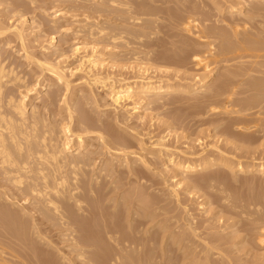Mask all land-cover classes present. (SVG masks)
I'll return each instance as SVG.
<instances>
[{"label": "bare ground", "instance_id": "6f19581e", "mask_svg": "<svg viewBox=\"0 0 264 264\" xmlns=\"http://www.w3.org/2000/svg\"><path fill=\"white\" fill-rule=\"evenodd\" d=\"M73 1H74L73 5H71L67 9L68 10L67 15H69L70 13L74 14V15L72 14L71 18L66 19L67 15L65 17V14H66L65 12H64L65 14L63 16V12H57L56 11L55 13L52 14V19L48 20L46 22L47 24L42 20L43 21L42 23L45 27L47 25L49 28L52 29V31H53L52 34L53 33L58 34L57 32H62V30H64L65 27H67L68 25H72V22L75 21L73 18L76 17V14L78 16L80 15V17L85 16V19L80 21L82 24H84V22H87L86 20H88L91 17H92L91 19H94V20L95 19L101 20L104 17L110 18V16L111 17L113 16V18H114L113 14H115V13H118V15L119 14H122V15L127 14V17L129 16V18L126 17L127 22H128V20H130L131 21L130 23L134 24L137 22L139 24L140 21L142 20L143 16H145V18H147V17H152L155 15L153 13L155 11L152 12L153 9L150 10L151 9L150 8L151 3L147 2V0H98L96 3L97 5H95V4L89 5L88 4L89 2H86L88 0H73ZM149 1L151 2V0H149ZM174 1L176 2V0H174ZM191 1H193V0H191ZM231 1H228V3H230ZM235 1L236 2L240 1L239 3L234 2L235 3L234 5H237V4L241 5L240 7H242V8L244 6V9L246 12L244 10L242 12V9L240 11L234 10V7L237 8L238 5L234 6L233 3H231V5L227 9L226 15H231L232 17H234V15H236L237 13H239L241 15L243 13H250L253 16L254 15L257 16V18L259 16L264 18V4H263L264 0H235ZM23 2L24 1H22V0H0V7H2L3 5H6V8H3V9L1 8V10H0V51H1V49H5V48L8 50V47H10V45L15 44L11 50H13L14 48L17 49L18 50L16 52L17 55L21 53V55H22L21 59H23V63L22 62L21 63L10 62L8 60V58H3L2 56H0V250L3 253L2 255L0 254V264H2V263L6 264L7 262L9 264H13L12 262L10 263L9 260L6 261L2 258V256L9 257V255L8 256H7V254L5 255V253H6L5 251L7 249L9 250V251L7 250V253L10 252L11 253L10 256L13 257V258L10 257V261L13 259L16 260V261H13L14 264H171L173 261L171 262L172 258L170 260L171 254H169L168 249L166 248L167 246L165 247V246L161 245V243L164 241L163 240L164 235L168 231L170 226L164 225L165 226L164 227L162 225L163 228H161V230H159V231H158L159 228L156 229L157 231H155L154 230L155 227H154L153 228L154 232L152 231V227L150 226V224L153 225L152 223L156 222L155 220H157L156 219L157 215H155L154 211L157 212L156 210L158 209V207H157L154 210L153 205L158 206L160 204L158 203L159 200L157 203H153V202H150L151 199L150 200L147 199L146 196H147L148 190H151L153 188L150 185L152 182L151 183L148 182L149 185H146L145 183H147L148 180L144 177H147V176H144L145 174H143V172H142L143 170L142 171L140 170L141 168L140 169L137 168L140 166L142 167V165H144V166L146 165V167L149 166V165L145 164V163H149V161L147 162V160H146L147 159L146 157H148V156H146V157L144 156L145 158H143L141 155H139V157L140 156L142 157V158H140V160L143 159L144 162L141 161L142 165L140 163V166H137L139 163L136 165V162H138V161H136V157L133 156V155H135V153H132L134 151V147L132 144L133 142L130 140L129 137H128V139H129L128 140L125 138V136H122V135L120 136L118 134L119 132L117 133L115 131L116 129H118V127L115 128V125H114L117 122L116 120H115V123L112 121L109 122L107 119L104 120L103 117H102L103 119L101 118L102 120H97V121L92 120L91 118H89L87 116V114L85 112L86 110L84 112H82L81 110L84 108H82L80 110L79 106H77V107H79V109H77L76 111L80 110V112H77L78 113L77 116L73 115L74 106L71 104L73 106V107H71L70 104H68L70 102V100L67 103V99L65 97L66 95L64 96V92H63V91H68V89L71 88L70 82L68 81L67 76L65 74V69L67 68V66L66 67L61 66V65H63V63H65V64L67 63L66 53L69 52L70 49L68 51L66 50L67 52H65V50H63V49H59V50L54 49L55 51H52V48L55 47V46L54 47L51 46L52 44L55 43L54 34L51 36L50 44L48 47L41 46L42 42H40L41 44L36 45V41H39L37 39L39 37V36H37V34L30 42V40H29L30 38L28 37L29 35L27 36V34H25L26 29L23 30V29H20V27L17 28L15 26V24L17 23V26H19L18 22H17L18 20L17 21L14 20V22L12 20L14 18L16 19V17H18V19L21 20L25 16L27 17L28 15H32V13H35V11H36V10L34 11V7H35V9L38 8L35 6L33 1L30 2L29 5H27L26 3H23ZM156 2H159V0H157ZM171 2H172V0L169 3H171ZM175 2H172V3H175ZM186 2L193 4V2H189L188 0ZM91 3H92V1H91ZM177 3H178V1H177ZM196 3H197V1H196ZM163 4H164V2H163ZM181 4H182V2H181ZM181 4H177L175 6L179 7ZM213 4L217 5V3H215V2ZM260 4L261 5L263 4V5L261 6ZM8 5H11V8H8ZM167 5H168V2H167ZM167 5L164 4V6H167ZM222 5L224 6V4H222ZM26 6H27V8H26ZM148 6H150V7L147 8ZM188 6L190 7V5H188ZM156 7H158V6H156ZM162 7H163V5H162ZM181 7H185V5L181 6ZM219 7H220V5H219ZM167 8H169V7H167ZM221 8H217V10L216 9H214V10L218 11L220 14V12L222 11ZM166 9H165V11L164 10L163 11L166 12ZM182 9H184V8H182ZM186 9H187V7L185 8V10ZM44 10H42V11L44 12ZM168 10H167V15H166V13L161 11L162 15L164 13L168 17V15H169ZM192 10H193V7L191 9V12H192ZM188 11H189V9H187L184 12L188 13ZM120 12H122V13H120ZM161 12H159V13H161ZM174 12H176V11H174ZM174 12H173V15H174ZM180 12H182V11H180ZM45 13H46V11H45ZM159 13L157 12V15H159ZM189 13H190V11H189ZM170 14H172V13H170ZM219 14H218V16H219ZM221 14H222V12H221ZM172 16H170L169 18H171ZM178 16H180V18H182V22H180V23L182 24V27H183L182 28L179 24L178 26H180L182 28L179 31L184 30L185 31L184 33H187V35H190L192 38L194 37L193 39L195 41L192 38L189 39L190 36L188 37V39H186L185 36H187V35L186 34L183 35L184 40L186 39L187 41L182 40V47L178 48L179 51H177V48H176V51H175V49L173 51L172 50L173 46H171L172 49L169 48V49L164 50L163 47H165L167 45V42L163 41L164 43H166V44H164L162 41H158L159 38L157 39V41L156 40L151 41V42L147 41L148 43L151 44V46L153 45L152 48H154V45L158 47V49L156 51H153L154 56L153 57L151 56L152 57L151 60L156 62V63L167 64V67H168V64L172 65L173 61L175 62L176 59H178V61H179V60L183 59V56L185 58L184 61L182 60L179 63H181L180 65H182V62H183V64H185L184 62H186L185 60H187L186 58L188 57V58L193 59V61H195L196 67H201L203 69V71L208 72L210 74V76L213 75V74H211L213 71L212 70L213 66L216 67L219 62H221V61H226L227 63L232 62L231 60L233 58H231L230 60L225 58L228 55H229V57L232 54H233L232 55L233 57L236 55L235 57L238 58V60H240V59L241 60L245 59L246 61L249 59H250V61L253 60L252 62L249 63L250 64L249 66L245 65L246 66L245 67L244 65H242L243 66L242 67L241 65H239V66H241V67H238L239 69L236 67L238 69L237 71L239 73H240V71H239L240 69L243 68L242 70H244V71H241L240 75L236 74L238 72L235 73V71H233V74L235 73L236 76H234L235 74L234 75L232 74L231 68L229 66L228 67L226 66L227 68H230V73L228 72L229 71L228 70L227 71L228 74L226 75L224 82L222 80L223 84L220 87V84H221L220 83L219 84L220 89H219V87L217 89H219L218 91L221 90V92H223V90H225V88H228L229 85H231V87H232V88H230V86H229L230 91L228 90L230 92L229 93L230 96L227 95L225 91L223 92V93H225V95L228 96V99H226L227 100L226 103H223L224 106L223 105L221 106V107H224L221 109H225L222 111H224V113L226 111L225 114H227L229 116V113L231 111L227 112V111H229L227 109H228L230 104H232L233 108L238 107V106L240 109L242 108L243 105L241 103L242 102L241 99H236V98L234 99L233 98V103H230V102L232 101L231 99H232L233 95L234 96L237 95V91L241 88V85L240 86H238V85L241 84L245 80L244 76H247V78H248V76H250V78H248V80L246 78V80L248 81L247 85L249 84V81H251V84L253 86H249L250 87L249 89L247 88L248 91L245 93L246 97L243 96L244 98H246V100L244 99L243 102H248L250 100L253 102L252 97H255V99L257 98V102L260 100V102H259L260 105H258V103H254V102H253L254 103L253 105H255V104L258 105V106H256V108L257 109L259 108V110L257 111V109H255L256 110V112H255L254 109L253 110L251 109L252 111L255 112V114L252 115V113H251L250 116H249V114H247L249 118L244 116L246 114H242L244 117L242 115H238V113L239 114L241 113L239 111L236 114L234 112H231V114L234 113L235 116L236 115L239 117L242 116V118H237L234 116H233L234 118L229 117L230 118L228 120L229 123H228V126H226V128L229 129V125H230V127H236L237 128L236 130L242 131L243 133L240 132L241 134H239V135H240V137H242L241 138L242 141H245L248 144H252V143H255L257 141L259 142V140L264 141V139H263V137H264V118H263L264 117V62H261L262 60L259 62L257 61L258 59L264 60V53H263L264 52V46L258 47V48L256 47L255 49H253L250 47V41H247V40L243 41V39H241L242 43L234 41L235 43L240 44V47L237 45V47H239V48H237V49L235 48L236 51H234V52H231V50L235 47V45H236L235 43H234L233 47L231 46L232 47L231 50H229V44L228 45L226 44V46H225L226 48L223 47V48L219 49V47H220L219 45L216 44L217 45V47H216L214 42L212 43V41H214L212 39L216 34L215 30H213L214 28L213 29L209 28V29H211L210 33H206L205 30L204 31L201 30L202 25L200 23L201 22L206 23V21H207L206 18H205L206 20L200 22V21L192 18V17L195 18L194 14L192 15V17H190V16L188 18L186 17L187 19H185V16L181 17L180 14ZM178 16L175 15V17H177V19H178ZM199 16H200V14H199ZM206 16H207V14H206ZM212 16H213V13H212ZM253 16H252V18H253ZM116 17H118V16H116ZM139 17H141V18L139 19ZM240 17H242V19L237 18V17L232 18V19H227L229 17L226 18L225 16L223 18L224 21H227V22L229 21L230 23L234 24L232 26V25H229L230 23H227V25L232 26V27H230V30L233 31V33H231V34L234 35V40H236L237 36H239L240 34L242 36V33H244V34H246V36L251 35V37L252 36L255 37L256 38L255 40L257 42L258 41H264V32H263L264 29L262 27L263 26V22H262L263 19H261L262 23H260V26L262 27L263 30H261L260 26H259V28L257 26H254V30H252L253 32L250 31V33H249L248 29H250V28H248V27H252L251 26L252 24L250 23L251 21L247 22L244 20H246V19L249 20L252 18H249L250 15H248L247 17L245 16V18L243 17V15ZM123 18L124 17L122 16L121 19H123ZM126 18H125V20H126ZM209 18H210V16H209ZM211 18L213 19V17H211ZM215 18H216V16H215ZM149 19H152V18H149ZM160 19L161 18H159V20ZM254 19H252V20H254ZM24 20H26V18ZM24 20H23V22H24L23 25L31 22V24H30L31 26H29V30L30 29H31V31L36 30V32L40 33L41 23H40V25H38L37 27L34 28V26L36 24L35 19H31L30 21H28V20L24 21ZM175 20H176V18H175ZM180 20H178V21H180ZM218 20L219 19H217V20L214 19L213 21H218ZM10 21L13 23H11ZM141 22H143V20ZM170 22H172V21H170ZM207 22H209V21H207ZM147 23H149V20ZM152 23H153V21H152ZM252 23H253V21H252ZM174 24L172 25L173 27H175ZM87 25H89L88 26L89 28L85 27ZM87 25L85 24L83 26L86 29L84 28L83 29L84 31L81 32L84 34L83 38L85 40H83V41H86V42H87V40L90 41V39L93 40L94 38L95 39H101V40L106 39V41L108 40V43H110L109 41H111L112 43H114L116 41L120 42L121 40H124L123 36L125 33H126V35H128L127 32H129V35L131 34L130 33L131 31H128L125 28L124 29L127 30V32L123 33L122 29H121L122 31L118 29L119 32L121 31V33H117L118 30L116 31L114 29V31H116V33H115L113 31L112 32L109 31V28L111 27L110 25H109L110 27L108 29L105 28L106 26L102 27L101 24H100L101 27H96L94 24L92 27L91 26L92 24L90 25L88 23H87ZM143 25L144 24H142L141 26L144 29L145 27ZM147 25H149V24H147ZM162 25H164V24H162ZM203 25L205 26V24H203ZM167 26L170 27L171 25L167 24ZM178 26L176 24V27H178ZM204 26H203V28H204ZM153 27H155V26H153ZM165 28L167 29V27H165ZM51 29H49L48 31L50 32ZM155 29H157V28H155ZM163 29H164V27H163ZM168 29H171V28H168ZM80 30L81 29H79V31ZM175 30H178V29L175 28ZM48 31L44 29V31H42L41 33L45 36V33ZM206 31H209V30H206ZM43 32H45V33H43ZM172 32L173 31H171L169 34H171ZM79 33L80 32H77L75 34V36H79L80 35ZM133 33L135 34L136 31ZM142 33L143 32L138 34L140 39L143 38L140 36V34H142ZM219 33H220V31L218 32V35H219ZM166 34H168V33H166ZM174 34H175V32H174ZM174 34L167 35L168 38H166V39H168V40L172 39L173 40L176 37H178L177 35H174ZM132 35H130V36L132 37ZM146 35H147V33H146ZM148 35L150 36L151 34H148ZM157 35H159V34H157ZM218 35H217V37H219ZM224 35H226V34L224 33ZM227 35H229V36H227V38L232 37V35L230 36V33ZM62 36H64V35H62ZM82 36H81V38H82ZM220 36H221V34H220ZM126 37L127 36H125V38ZM136 37H138V36L136 35ZM221 37L224 39L223 36H221ZM86 38H89V39H86ZM128 39H127V41H128ZM208 39H210L212 41L209 43H205V41ZM231 39H233V38H231ZM246 39H248V38H246ZM168 40H166V41H168ZM226 40H225V42H226ZM95 41H97V40H95ZM172 42H170V43H172ZM176 42H177V40H176ZM67 43H69L68 40H67ZM99 43L100 42H98V44ZM125 43L126 42H123V45H125ZM180 43H181V41H180ZM229 43H230V45L233 44V43L231 44V41ZM37 44H38V42H37ZM121 44L122 43H120V45ZM144 44H146V43H144ZM174 44L176 46V44H178V42L174 43ZM257 44H259V43H256L255 45H257ZM109 45H112V44H109ZM195 45H200L201 47L203 45L205 46V47L203 46L205 48V50H204V48L203 49L201 48V50L204 51V52L202 51L203 54L200 52L201 51L200 46L195 47ZM148 46H150V45H148ZM115 47L117 48L118 46H115ZM129 47H130V44H129ZM140 47H141V45H140ZM198 47H199L200 55L198 54V51L195 50ZM252 47H253V45H252ZM148 48H146V49H148ZM161 49H162V51H160ZM80 50L81 49H79L78 47L73 49V52H74L73 54L74 55L77 54L78 52H80ZM84 50L86 51V48ZM140 53H142V52H140ZM201 54H202V56H201ZM138 55L140 56V54H138ZM150 55H153V54H150ZM139 56H138V58H139ZM91 58H94V57L87 55L86 57L80 58L81 63L80 62H77V63L78 64L80 63L81 67H82V64H86V61L90 62L92 65L93 64L95 65L96 64L95 62H97V61H95L94 59H91ZM145 58H148L147 55ZM135 60H137V58ZM238 60L236 59V61H238ZM140 62L143 63V61H139V63ZM233 62H234V60H233ZM90 63H89V65H91ZM147 63H145V64H147ZM177 64H178V62H177ZM25 65L29 69L30 74L31 73L33 74L32 79L33 78L35 79L34 85L30 82L32 80H30L28 78L29 76H27V74H25L26 72L25 73L23 71L20 72L21 67L23 68ZM170 65H169V68H171ZM68 66H69V64H68ZM83 67H82V69H83ZM27 68H24V69L27 70ZM162 68L165 69V67L161 66V69ZM82 69H81V71H82ZM168 69H166V70H168ZM178 69H180V68L178 67ZM220 70H222V69H220ZM90 71H91V68H90ZM90 71H87L86 74L90 75ZM176 72H178V71H176ZM253 72H255L256 76H260V77H255V75L251 76L254 74ZM45 73H47V74L44 76ZM249 73H251V75H249ZM175 74H177V73H175ZM183 74H184V72H183ZM221 75H223V73ZM237 75L240 77H238ZM184 76H185V74H184ZM242 76L244 78H242ZM48 77H49V79H48L49 84H50V81L52 84L47 86V85H45V82H46V84L48 83L47 82ZM105 77H106V75H105ZM236 77H238L240 80H241V78L244 80L241 83L239 80H238L239 82L237 81V83H235L236 79H238ZM179 78H181V77H179ZM94 79L95 80H93L94 81L93 84H96V83L103 84V82L106 83V81H108V78L107 79L106 78L101 79V76H96ZM195 79H196V77H195ZM39 80L40 81L42 80V83H40ZM141 80L142 81L139 84L137 83L136 86L135 85L131 86V84L130 85L124 84V86L122 85L120 87L118 86V88L117 87L115 89L113 88V91H111V97H112V100H113L112 102L114 103V105L119 106L122 102H125L128 100L130 101V99L134 96V95L132 96V94L134 92L143 94L146 97V95H149V94H164V93H168V92H181V91L183 92L184 90H187V89L189 90V89L193 88L192 86L189 88H184L183 86H176V85L174 86V85L164 84V83H162V84L159 83L156 86H154V85H152L153 84L152 80L149 79L148 77L142 78ZM200 80H201V78H200ZM234 80H235V82H234ZM197 81H196V84H197ZM121 82H122V80H121ZM161 82H162V80H161ZM198 83L202 84L205 82L199 81ZM201 84H198L197 86H195V88H193L192 91L198 89ZM244 84L242 83L243 88H245ZM37 86H40V88L41 87H48V89H49L48 94H51V96L48 97V105L46 106V104H45V106H44L45 107L44 110H47V112L42 113V112H40L38 106H33V104H31V109L29 108L31 112L29 113L30 115H28L27 107H28V104H30V102H31V101L29 102L28 98L30 95L33 94V92L38 93V92H36ZM98 86H99V84H98ZM13 87H15V88H13ZM15 90L16 91L24 90V92L22 93V91H21L22 94H20L21 96L18 97L14 94ZM218 91H217V93L219 94L220 92H218ZM242 91H243V89H242ZM249 92L251 93L250 94L251 96L247 97ZM61 94H63L62 96H64L63 99H61V97H62V96H60ZM239 94L243 95V92L239 93ZM78 95H80V94H78ZM212 96H215L214 99L216 100L217 96L215 94H213ZM208 97H209V95H208ZM219 97L222 99L223 95L221 97L219 94ZM219 97H218V100H219ZM236 97H240V96H236ZM258 97H260V98L258 99ZM32 98H30V99H32ZM83 98H84V96H83ZM83 98L81 100H83ZM38 99H39V97L35 98V100H38ZM59 99H61V100H59ZM70 99H72V98H70ZM73 99H72V101H73ZM221 99H220V102H221ZM57 100H59V102L63 100V102L65 103V106L64 105L63 106L66 109L62 108V106H61V108L64 109V111H65V112L62 111V113H66V111H67V116H66L67 118L64 120V121L67 120V123H66V125L62 124L64 122L63 121L62 123L57 125V127L56 126L53 127L55 124L54 125L51 124L50 122H48V120H46V118L49 115V118H51L53 116L52 119H54L57 115H60L59 114V113H61L60 109H59L60 112L58 114H55L57 112L54 111V110H56L55 108L59 105ZM132 100H133V98H132ZM26 101H27V103H26ZM234 101H235V103H234ZM249 103H251V102H249ZM225 104H229V105L226 107ZM245 104L248 105V103H245ZM200 105H202V104L200 103ZM251 105H250V108H251ZM211 106L213 107L214 105L211 104ZM211 106H209V110H210ZM75 107H76V105H75ZM244 107H245V105H244ZM217 108H218V106H217ZM246 108H243L244 112H248L247 111L248 109L246 110ZM253 108H254V106H253ZM206 109H208V108H206ZM137 110H139V109H136V111ZM214 110H216L215 107H214ZM42 111H43V109H42ZM233 111H235V110H233ZM249 112H250V110H249ZM221 113H219V116ZM216 116H218V114H216ZM222 118H224V117H222ZM99 119H100V117H99ZM108 119H109V117H108ZM227 119L228 118H226V120ZM62 120H63V118H62ZM49 121H50V119H49ZM226 125H227V123H226ZM224 128H225V126H224ZM227 129L224 130L225 133H226ZM216 130H217V128H216ZM221 130L222 129H220V132H221ZM227 137H228V135H227ZM233 140H236V139H232V142H233ZM93 141H95V142L98 141V147L91 145V143ZM137 141H138V139H137ZM75 142L77 143L76 145H75ZM160 142H161V140H160ZM158 144H159V141H158ZM158 144H157V146H159ZM234 144H235V142H234ZM244 145H247V144H244ZM259 145L261 146V143L260 144L258 143L257 146H259ZM134 146H135V144H134ZM140 146L141 145H139V147ZM89 147H91V148L96 147V150L85 152ZM132 147H133V149H132ZM162 147H164V145H162ZM259 147H256V148H259ZM263 147H264V144H263L262 148ZM143 148H144V150H146L145 147H143ZM136 149H138V148H136ZM139 149H141V148H139ZM215 149L217 150V148H215ZM97 150H99L100 152L97 153ZM256 150H258V149H256ZM256 150H254L256 152L255 154H258ZM128 151H132V152L130 153ZM70 152H72V153L76 152V154H73L70 156V154H69ZM259 152H261V151L259 150ZM252 153H254V152H252ZM218 154H223V153L219 152ZM259 154H262V153H259ZM142 155H144V154H142ZM170 155H172V154H170ZM131 156L133 157V160L130 159L132 161L128 162L127 159L130 158ZM164 156H166V155H164ZM173 156H174V154H173ZM219 156H221V155H219ZM222 156L217 158L216 160H213V161L212 160L211 161L206 160L205 161L206 163L204 162L201 164H199V163L193 164V161H191L192 163L191 162L183 163L184 161L181 163L180 161H177V157L175 156L176 160L173 159L174 157H171L170 163L174 168L181 170V176H185V177L188 176L189 180H190V177H192L193 178L192 181H194V175L195 176H197V174L203 175V173H205L209 170L215 169V167L227 168L231 173L235 174L236 178L233 177L235 179V181H237L236 179H238L237 177L239 174L245 175L246 176L245 178H247L248 175L249 176L250 175L251 176L252 175H256V176L259 175L260 177H262V175H264V162L263 163L261 162V164L259 163V165L257 164V166H255V165L250 166L251 164L247 165V166H245V165L243 166L240 163L236 164L234 162L235 164H233V163H231L232 161H230L231 159H227V158L222 157ZM121 157L124 160V162L122 164H120L119 168H126L125 171L118 170V168L116 167L117 165H115V162L116 163L120 162L118 160ZM104 158H109V160L107 161V159L105 160ZM98 160H99V163L103 162V164H105V166L101 165V167H100L99 166L100 164L97 163ZM151 161H152V163H149L151 165V166H149L150 168H152V166L155 165V162H153L152 159H151ZM134 164H135V166H134ZM118 166H119V163H118ZM146 167H145V169H146ZM99 168H100V170H99ZM127 168H129V170H127ZM215 171H217V169ZM222 171H224V169ZM146 172H149V171H146ZM220 172L218 173V175H220ZM144 173H145V171H144ZM163 173H165V172H163ZM175 173H176V171H175ZM177 173L180 174V172H177ZM227 173H229V172L226 171V174ZM129 174H131L129 181L131 180L133 182H136L137 184H139L141 186V188L144 187V188L148 189L151 186L150 187L151 189H148L146 192V196H145L146 198L144 196H142L141 193L139 194V192L137 191L139 189H132V191H131L130 188H132V182L130 184L131 185L130 188L126 187L128 189L126 191H129V189H130L131 192L129 191L130 193L127 196H125V197L123 196V195H125V193L123 192L125 186L123 188L122 185L127 183L126 181L128 179L126 177L129 178ZM214 174H217V173L215 172ZM116 175H118V176H116ZM230 175L232 176L233 174H230ZM181 176L179 175V177H177V178H180ZM223 177H225V176L223 175L222 178ZM254 177L255 176H253L251 178L253 179ZM166 178H163L164 181ZM209 178H214V177L210 176ZM241 178L243 181L244 180L243 176ZM188 179L185 178L184 180H188ZM234 179H233V181H234ZM123 180L124 181L126 180L125 181L126 183L122 184ZM214 180L216 181V179H214ZM219 180H222V179H219ZM246 180L250 181V178H249V180L248 179H246ZM120 181H121V183L118 184ZM129 181H128V183H129ZM149 181H151V180H149ZM158 181L159 180H157L156 182H158ZM164 181H163V183L162 182H160V183L164 184ZM196 181H197V177H196ZM201 181H203V180L201 179ZM201 181H199V183ZM207 181L209 182L208 179H207ZM213 181L211 182V179H210L211 183L210 182L209 183L211 185L215 184V183H213ZM223 181L224 180H222V182ZM262 181H263V177H262ZM177 182L179 184V185L178 184L177 185L180 187L181 182L180 183H179V181H177ZM194 182L192 184H194ZM237 182H234V183H236V185H238L239 183H237ZM166 183L164 185H169L168 181ZM216 183H219V182H216ZM228 183H226L227 187H229L228 185H230V183H232V181L229 184ZM156 184L159 185L158 183H154L153 186H156ZM242 184H244V183H241L239 185H242ZM134 185L136 186V184H134ZM248 185H250V184H248ZM259 185H260V183H259ZM197 187H198V185H197ZM232 187L233 186H231V188ZM240 187L242 188V186H240ZM243 187H245V186H243ZM135 188H138V185ZM174 188H173V190H174ZM217 188H218V186H217ZM222 188L224 190H226L225 187H222ZM231 188H230V190L232 191L233 188L232 189ZM248 188H250V187H248ZM143 190H141V191H143ZM173 190H171L170 192H172ZM177 190H178V188H177ZM172 193H175L174 194L175 196L173 194H172V196L176 197L175 199H177L178 198L177 191L172 192ZM226 193H228V188H227V192L225 191V195H226ZM148 195L150 197V195H152V194H148ZM234 195H235V193H234ZM222 196H220L219 199L222 198L221 200L224 201L225 203L228 202L227 204L230 203L229 200H231V199H229V198L230 197L233 198L232 196L227 197V198H226V196H225V198ZM163 199H165V198H163ZM242 199H244V198H242ZM178 200H179V198H178ZM162 202H164V201H161V203ZM254 202H255V200H254ZM219 203H217V205ZM225 203H223V204H225ZM233 203L236 204L234 201H233ZM242 203H243V201H242ZM245 203H247L246 200H245ZM248 203L246 204L247 206H248ZM252 203H253V201H252ZM231 204H232V202H231ZM237 204H238V202H237ZM251 205H250V207H253ZM253 205H254V203H253ZM258 205L256 206V204H255V207H257L256 210H258V209H260V207H262L260 203ZM240 206H239V209L237 208L238 209L237 211L240 210V208H241ZM224 207H226V204ZM229 207H227V208H229ZM232 207H231V209H232ZM131 208H133V210H131ZM186 208L187 207H185L184 210H186ZM235 208L236 207H233V209H235ZM243 208L245 209V207H243ZM231 209H230V211H232ZM246 209H248V208L246 207ZM138 210L141 213H137L136 211H138ZM241 210L243 211V209H241ZM241 210H240V212H241ZM256 210H254V211H256ZM230 211H227V212L229 213ZM249 211H252L251 213H253V208H252V210L248 209V212ZM260 211H259V213H260V215H262ZM263 211H262V213H263ZM158 212H161V211L158 209ZM162 212H163V210H162ZM164 212H165V210H164ZM224 212L225 211H223V213ZM244 213L247 214L246 212H244ZM164 215H165V213H163L161 216H164ZM238 215H239V213H238ZM238 215H237V217H238ZM243 215H241V216H243ZM247 215L249 216L250 214H247ZM253 215L255 216V218H254L255 220L259 217L258 216L259 214L257 215L258 217H256L255 212L253 213ZM248 216L246 218H243V220L248 219L249 218ZM251 216L252 215H250V217ZM190 217L192 218L191 215L188 218H190ZM244 217H245V215H244ZM157 218H160V217H157ZM164 218H165V216H164ZM176 218L178 220V217L171 218V222L173 219L176 220ZM180 218H182V217H180ZM263 218H264V216H263ZM169 219H167V221H166L168 224L171 223L170 221H168ZM182 219H184V218H182ZM192 219H189V223H187L186 227H188V228H186L185 226L181 227L182 226L181 224H180V227L183 229L186 228L189 231L191 229V231L189 233L195 236L193 239L199 238L201 242L205 243V245H203V246H206L207 248L205 247V249H203V247H201L203 249V251L201 249L199 251L200 254H194V252H193V254H190V252H192V251H190V249H189L188 254L191 255L189 257H192L193 259L195 258V261L192 259L191 262L194 261L196 263L197 262L196 258L203 257V256H201V254H203L205 256V260H206L208 257H210L209 254L212 252H213V256L217 257V259L220 261V264L223 262V260L226 263H222V264H236V263L241 264V262L243 263V261H241V260L247 259L248 257H250V259L246 260V262H249L250 260L252 261L249 264H254L253 261L264 262V253L262 252L264 250V219H262L263 221L259 220L260 222L261 221L262 222H261V225H259L260 227L257 226L258 228L256 229L257 230L256 232L254 231L252 226H251L252 229L248 228L250 232L247 236L248 237L250 236L249 244H250V247L252 246V248L249 249L248 252H246V254L244 255L241 252V249H239V247H238L239 252H241V254H243L245 257L242 255L240 257H238L239 254L237 256L235 253H234L235 254V256H234L233 255L234 251H231L232 254H230V252L224 247V245L226 246L225 243H227V242L224 243V241H226V239L225 240L223 239L224 235L221 236V238H222L221 239L220 236L218 237L217 234H215L219 240L215 237V235H214L215 238L210 237L209 240H207L205 238L201 239V237L199 236L200 234H198V232L200 233V231H199L201 229L200 227H202V226L206 227V226L201 225L200 227H197L198 224L197 223L194 224L195 221H194V219L193 220ZM250 219H249V222H251ZM259 219H261V216ZM163 220H161L162 224L164 222ZM243 220H242V222H243ZM181 221L178 220L179 223ZM226 221H228V220H226ZM196 222H198V221H196ZM245 222H247V221H245ZM233 223H235V222H232V224ZM257 223H259V222H257ZM154 224H156V223H154ZM177 224L178 223H175L173 225H177ZM182 224H184V223L182 222ZM238 224H239V222H238ZM238 224L235 223L234 225L227 226V227H225V229L224 228L223 229L230 231L228 229L238 227ZM243 224H244V222H243ZM245 224H247V223H245ZM250 224H252L254 226L255 221L251 222ZM250 224H248V225H250ZM241 225L242 224L240 223V226ZM158 226L160 227V224ZM223 226H224V224H223ZM242 226L244 227V225H242ZM175 227H177V226H175ZM212 227H213V225H212ZM218 227H219V225H218ZM218 227H216V228L219 229L220 231H222L221 228H218ZM245 227L247 229V225H245ZM216 228H215V231H216ZM178 229L180 230V228H178ZM174 230H175V228H174ZM201 230H203V228ZM204 230H206V229L204 228ZM207 230L209 231V229H207ZM235 230L236 229L234 228V230H232V231L234 232ZM172 231H171V233H172ZM208 231H206V233ZM215 231L213 233L218 232V231H216V232ZM236 231H237L236 234L238 233L239 235L235 234V237L233 236L234 239H236V237L238 238V236H241V235L243 238V237H245L244 236L245 233H247V232H245L243 235L241 232L246 231V230L244 228L240 229V227ZM175 232H176V230H175ZM177 232L183 233V230H181V232H179V231H177ZM177 232L175 233V235L178 234ZM202 232H204V231H202ZM185 233L186 232H184L183 236H180L181 234L180 235L178 234L176 236V237H178L179 245L182 244V242L184 240H186V238H189V242L191 243L190 237H193V236H190V234L188 233L190 236V237H188L187 235H185ZM211 233H210V235L207 234L208 235L207 237L212 236ZM219 233L220 232H218V234ZM240 233H241V235H240ZM230 234L232 235L233 233L231 232ZM161 235H162V237H161ZM168 235L169 236L166 237L165 242H164V243H166V245L168 242L167 240L171 239V237H172L170 234H168ZM175 235L173 236V238H175ZM203 235H205V232ZM184 236L185 237L187 236V237L184 239ZM203 237H205V236H203ZM225 237H226V234H225L224 238ZM199 239H197L198 242H200ZM220 239H221V241L224 240V241H222L224 244H221ZM243 240L247 243L249 239L247 240L245 237V239H243ZM172 241H173V239H172ZM185 242H187V241H185ZM173 243L174 242H172L171 244L173 245ZM200 243H198L199 246L201 244H203V243H201V244ZM242 243H241V248L243 246ZM176 244H175V246H177ZM191 244H195V243H191ZM249 244H247V247H249L248 246ZM254 244H255V246H254ZM256 244L261 247V248L260 247H258V248H260L261 253H263V254H260V250H258ZM168 245H170V244H168ZM235 245H237V243ZM239 245H237V246H239ZM175 246H172V247H175ZM188 246H186V247H188ZM191 246H193V245H191ZM195 246H196V248H198L197 244ZM161 247L162 248L164 247V248L162 249ZM253 247H256L257 250L259 251V253H257L256 252L257 250ZM64 248H67L68 250H64ZM159 248H161L160 251H158ZM177 248L180 249L179 246ZM183 248H184V246H183ZM192 248L194 249V246ZM196 248H195V250H196ZM244 249L245 248H243V250ZM251 250H256L255 251L256 254H254V251H251ZM235 252H237V251H235ZM250 252H253L252 255L249 254ZM170 253H172V251H170ZM174 255H175V253H174ZM184 255H186V253ZM194 255H196V256L194 257ZM187 256L188 255H186V257ZM175 257L177 258L176 255H175ZM189 257H187V258H189ZM243 257H244V259H243ZM181 258L183 259L184 256L181 255ZM185 258L183 260H180V261L181 262L183 261V263H184V260H186ZM178 259H180V258H178ZM214 259H216V258H214ZM214 259L212 257V261H214ZM217 259H216V261H218ZM235 259H236V262H235ZM175 260H176V262H179L177 259H175ZM199 260H200L199 262H201L202 258L201 259L199 258ZM205 260L203 262H205ZM209 260H211V259L209 258L208 262H209ZM173 263H175V261ZM196 264H198V262ZM205 264H206V262H205ZM245 264H247V263H245Z\"/></svg>", "mask_w": 264, "mask_h": 264}, {"label": "rangeland", "instance_id": "374dc122", "mask_svg": "<svg viewBox=\"0 0 264 264\" xmlns=\"http://www.w3.org/2000/svg\"><path fill=\"white\" fill-rule=\"evenodd\" d=\"M22 1H24L23 3H26L27 5H29V3L30 2H32L33 1V3L35 4V6L36 7H38V8H36L35 9V7H34V11H35V13H32V15H28L27 17L25 16L24 18H22L21 20L20 19H18V17H16V19L14 18V19H12L13 20V22H14V20L15 21H17L18 22V25L19 26H17V23L15 24V26L17 27V28H19L20 27V29H23V30H25V34H27V36L30 38H28L29 40H30V42H31V40L36 36V34H37V36H39L37 39L39 40V41H36V45H39V44H41L40 42H42V44H41V46H44V47H48L49 46V44H50V40H51V36L54 34V36H55V43L54 44H52L51 46H55L54 48H52V51H55L54 49H56V50H59V49H63V50H65V52H67L69 49H70V51L69 52H67L66 53V60H67V63L65 64V63H63V65H61V66H63V67H66L67 66V68L65 69V74H66V76H67V79H68V81L70 82V89H68V91H63L64 92V96L66 97V99H67V103L69 102V100H70V102L68 103V104H70V106L71 107H73L74 106V108H73V115L74 116H77V112H80V110L82 109V108H84V109H82L81 111L82 112H84L85 110V112H86V114H87V116L89 117V118H91L92 120H95V121H97V120H102L103 118H104V120L105 119H107L109 122H114L115 123V120L117 121L114 125H115V128H117L118 127V129H116L115 131L121 136H125V138L126 139H128V137L130 138V140L133 142L132 144H133V147H134V151L132 150L133 149V147H132V151H128V152H132V153H135V155H133L134 157H136V161H138V162H136V165L137 166H140V163H141V165H142V162L141 161H143L144 162V160L142 159V160H140V158H145L146 156H148V157H146L147 159V162L149 161V163H152V161H151V159L153 160V162H155V165H153L152 166V168H150L149 166H151L149 163H145V164H147V165H149L148 167H146V165L144 166V165H142V167L140 166V167H137V168H141L140 170L143 172V174H145L144 176H147V177H144V178H146L148 181H147V183L149 182V183H158L159 185H157L156 184V186H153V184L151 183L150 185L153 187L152 189L149 187L148 189H151V190H148V189H146V188H144V187H142L141 188V186L139 185V184H137L136 182H133V181H129V179H130V177H131V174H129V178L128 177H126L125 179L127 180H123V183L122 184H124V183H126V184H124V185H122L123 186V188H124V186H125V188H124V190H123V192L125 193V195H123L124 197L125 196H127L131 191H132V189H139V190H137L138 192H139V194L141 193V195L142 196H146V192H147V190H148V192H147V199L148 200H150L151 199V201L150 202H153V203H157L158 202V200H159V204L160 205H153V209L155 210L157 207H158V209L162 212V210H163V212L161 213V212H158V209L156 210L157 212H155L154 211V213H155V215H157V217H160V218H157L156 217V219L158 220H155L156 222H154V223H156V224H154V223H152L153 225H151L150 224V226L152 227V231H153V228H154V230L155 231H157L156 229H158V231L159 230H161V228H163V226L164 225H166V226H170V228L168 229V233L166 232L165 233V235H164V241L161 243V245L162 246H167L166 248L168 249V252H169V254H171L170 255V260H171V258H172V260H171V262L173 261H175V263H173V264H179L181 261L180 260H183L185 257H186V255H188L187 257H189V256H191V255H189L188 254V252H189V249H190V251H192V252H190V254H193V252H194V254H200V250L202 249L201 247H203V249H205V247L206 246H203V245H205V243L204 242H201L200 241V239L199 238H195V239H193L195 236L194 235H192V234H190L189 232L191 231V229H190V231L188 230V229H186V228H188V227H186L187 226V223H189V219H194V221H195V223L194 224H198V226L197 227H200L201 225H204V226H206V227H200L201 229L203 228V230H201L200 228V233L198 232V234H200L199 236L201 237V239H207V240H209L210 239V237H214V235L215 234H217V236L219 237L220 236V238H221V236L222 235H224L225 236V234H226V237L224 238V236H223V239L225 240L226 239V241H224V240H222V241H224V243L225 242H227V243H225L226 244V246L224 245V247L230 252V254H232V252L231 251H234L233 252V255L235 256V254L238 256V254H239V256L238 257H240L241 255L242 256H244L245 254H246V252H248V250L249 249H251L252 248V246L250 247V244H249V242H250V236L248 237L247 235L249 234V229L248 228H251L252 229V227H253V229H254V231L256 232L257 230V226H259V225H261V222L263 221L262 219H264L263 218V214H264V175H262V177H263V181H262V177H260L259 175H248L247 176V178H245L246 176L245 175H238V179H236L237 181L239 180L241 183H244V184H242V185H239V184H241L239 181L237 182V181H235V179L234 178H236L235 177V174L234 173H231L227 168H223L224 169V171H222L223 169L222 168H219V167H215V169H212V170H209V171H207V172H205V173H203V175H201V174H197V176H195L194 174V181H192L193 180V178L192 177H190V180L188 179L189 177L187 176V177H185V176H181V170L180 169H177V168H174L172 165H171V163H170V159H171V157H174L173 159H175L176 157H177V161H180L181 163L183 162V163H185V162H191V161H193V164H201V163H204L206 160L207 161H213V160H216L217 158H219V157H221L222 155V157H225V158H227V159H231L230 161H232L231 163H233V164H241V165H245V166H247V165H250V166H257V164L259 165V163L261 164V162L263 163L264 162V147L262 148V146H263V140H259V142L257 141V142H255V143H252V144H248V143H246L245 141H242V137H240V135L239 134H241V133H243L242 131H240V130H236L237 128L236 127H230V125H229V129H227L226 128V126H228V123H229V117H237V118H242V114H246V115H244V116H246L247 118H249L248 117V115L247 114H249V116H250V114L252 113V115H254L255 114V112H256V110L255 109H257L256 108V106H258V105H260L259 104V102H260V100L257 102V98L255 99V97H252L253 98V102L254 103H258V105H253L254 103L250 100V101H248V102H243V100L245 99L246 100V98H244V97H246V95H245V93L248 91L247 90V88L249 89L250 87L249 86H253L252 84H251V81H249V84L247 85V80H248V78H250V76H248V78H247V76H242V78H244V79H242L241 78V80L238 78V77H240V76H238V75H240L241 74V71H244V70H242V69H240L239 71H240V73L237 71L239 68L238 67H241L242 65H246V66H249L250 64V62H252V61H250V59L249 60H238V58H236L235 56V58L240 62H238V61H236V59L231 55L230 57H229V55L227 56V57H225L226 59H231V58H233L230 62L231 63H227L226 61H221V62H219L218 64H217V66L215 67V66H213V71H212V73L211 74H213V75H211L210 76V74L208 73V72H206V71H203V69L201 68V67H196V65H195V61H193V59H191V58H186L187 60H185L186 62H184L185 64H183V62H182V65H180L181 63H179V62H181L182 60L184 61V56H183V59H181V60H179L178 61V59H176V61L178 62V64H177V62L175 61H173V63H172V65H170V64H168V67H167V64H161V63H156V62H154V61H152L151 60V58L154 56V53H153V51H156L157 49H158V47L157 46H155L154 45V48H152L153 47V45L151 46V44L150 43H148L147 41H149V42H151V41H157V39H158V41H164V42H167V45L165 46V47H163V49L165 50V49H172V47L171 46H173V51H174V49H175V51H176V48H177V51H179L178 50V48H181L182 47V40L183 41H187L186 39H188V37L190 36V35H187V33H184L185 31L184 30H182V31H179V30H181L183 27H182V24L180 23V22H182V18H180V16H178L179 14L181 15V17H184L185 16V19H187L189 16L190 17H192V15L194 14V16H195V18L194 17H192L193 19H195V20H198V21H204V20H206L207 19V21H209V22H207L206 21V23H200L201 25H202V29L201 30H205V32L206 33H210V31H211V29H213V30H215V36L213 37V39L212 40H214V41H212V40H210V39H208V40H206L205 41V43H209V42H211L212 41V43L214 42V44H215V46L217 47V45H219L218 47H219V49L220 48H226L225 46H226V44L228 45L229 44V50H231L232 49V47L234 46V43L235 42H239V43H242V40L241 39H243V41L245 40H247V41H250V47L251 48H253V49H255L256 47L258 48V47H263L264 46V41H256L255 39V37H251V35H249V36H246V34H244V33H242V36H241V34L239 35V36H237V38H236V40H234V35L233 34H231V33H233V31H231L230 30V27H232L234 24L233 23H230L229 21L227 22V21H224L223 20V18H224V16L227 18V17H229V18H227V19H232V18H240V19H242V17H240V16H242L243 15V17L245 18V16L247 17L248 15H250V17L249 18H252V16L253 15H251L250 13H243L242 15L241 14H239V13H237L236 15H234V17H232L231 15H226L227 14V9H228V7L231 5V3H233V5L235 4L234 2H236L235 0L233 1H231V0H196L197 1V3H196V1L195 0H193V1H191V0H188L189 2H193V4L191 3H188V2H186L187 0H176V2L174 1V0H172V2H175V3H169L171 0H159V2H156L157 0H151V2L149 1V0H147V2H149V3H151L150 4V6H148L147 8H151L150 10H152V12L153 11H155V12H153L155 15L154 16H152V17H147V18H145V16H143L142 17V20H143V22H141L140 21V23L138 24L137 22V24L136 23H130L131 21L130 20H128V22H127V18H129V16L127 17V14H125V15H122V14H119L118 15V13H115V14H113L114 15V18L116 17V16H118V17H116L115 19L113 18V16L111 17L110 16V18L109 17H104V18H100L101 20H97V19H91V18H89L88 20H86L87 22H84V24H82L80 21H82V20H84L85 19V16L83 17V16H81L80 17V15L78 16L76 13V17H74L73 19L75 20L74 22H72V25H68L67 27H65V29L64 30H62V32H57L58 34H56V33H53L52 34V29L51 28H49L46 24V22L48 21V20H51L52 19V14L53 13H55L56 11L57 12H63V16H64V14H65V17H66V15H67V9L71 6V5H73V3H74V1L73 0H22ZM91 1H92V3H91ZM97 1L98 0H88V1H86V2H89L88 4L90 5H97L96 3H97ZM177 1H178V3H177ZM185 1V2H184ZM200 1V2H199ZM228 1H231L230 3H228ZM163 2H164V4H166L167 5V2H168V5L167 6H164V4H163ZM180 2V3H179ZM181 2H182V4H181ZM195 2V3H194ZM217 3V5H215V4H213V3ZM226 2V3H225ZM240 1H238V2H236V3H239ZM148 3V4H149ZM187 3V4H186ZM147 4V3H146ZM173 4V5H172ZM177 4H181L179 7H177V6H175V5H177ZM185 5V7H181V6H184ZM222 4H224V6L222 5ZM229 4V5H228ZM264 4V3H263ZM262 4V5H263ZM162 5H163V7H162ZM188 5H190V7L188 6ZM195 7H194V6ZM219 5H220V7H219ZM227 5V6H226ZM238 5V4H237ZM237 5H234V6H237ZM261 5V4H260ZM261 5V6H262ZM154 6V7H153ZM156 6H158V7H156ZM161 6V7H160ZM175 6V7H174ZM226 6V7H225ZM241 5H238L237 6V8L236 7H234V10H238V11H240L241 9H242V12H243V10L245 11V9H244V6H243V8L242 7H240ZM153 7V8H152ZM167 7H169V8H167ZM174 7V8H173ZM187 7V9H189V11H190V13H189V11H188V13L187 12H184V11H186L185 10V8ZM192 7H193V10H192V12H191V9H192ZM222 7V8H221ZM225 7V8H224ZM1 8L3 9V8H6V5H3L2 7H0V10H1ZM8 8H11V5H8ZM26 8H27V6H26ZM163 8V9H162ZM167 8V9H166ZM182 8H184V9H182ZM217 8H221V12H222V14H221V12H220V14H219V12L218 11H216L217 10ZM45 9V10H44ZM162 9V10H161ZM165 9H166V12H164L165 11ZM169 9V10H168ZM174 9V10H173ZM180 9V10H179ZM182 9V10H181ZM213 9V10H212ZM214 9H216V10H214ZM42 10H44V12L42 11ZM48 10V11H47ZM164 10V11H163ZM167 10H168V17L166 16L167 15ZM247 10V9H246ZM33 11V12H34ZM45 11H46V13H45ZM164 12V13H166V15L163 13V15H162V12ZM170 11V12H169ZM174 11H178L177 13L176 12H174ZM180 11H182V12H180ZM225 13H224V12ZM48 12V13H47ZM65 12V13H64ZM157 12L159 13V12H161V13H159V15H157ZM173 12H174V15H173ZM195 12V13H194ZM197 12V13H196ZM216 12V13H215ZM246 12V11H245ZM70 13V12H69ZM120 13H122V12H120ZM170 13H172V14H170ZM179 13V14H178ZM182 13V14H181ZM212 13H213V16H212ZM73 14V13H72ZM72 14L70 13L69 15H67V18L66 19H69V18H71L72 17ZM198 14V15H197ZM199 14H200V16H199ZM206 14H207V16H206ZM218 14H219V16H218ZM246 14V15H245ZM48 15V16H47ZM74 15V14H73ZM124 17L123 19H121L122 18V16ZM173 15V16H172ZM175 15L176 16H178V19H177V17H175ZM216 16V18L217 19H219L218 21H213L214 19L215 20H217L216 18H215V16ZM160 16V17H159ZM163 16V17H162ZM170 16H172L171 18H169ZM209 16H210V18L211 17H213V19L211 18H209ZM232 18H231V17ZM255 16V15H254ZM253 16V18L252 19H254V20H252V19H246V20H244V21H247V22H250L252 25V27H248V28H250V29H248V31H249V33H250V31L251 32H253L252 30H254V26H257L258 28H259V26H260V23H262L263 22V29H264V18L263 17H261V16H259L258 18H257V16H255L254 17ZM51 17V18H50ZM127 17V18H126ZM187 17V18H186ZM200 17V18H199ZM26 18V20H24ZM30 18V19H29ZM107 20H106V19ZM118 18V19H117ZM125 18H126V20H125ZM141 17H139V19H140ZM149 18H152V19H149ZM159 18H161L160 20H159ZM168 18V19H167ZM175 18H176V20H175ZM204 18V19H203ZM206 18V19H205ZM31 19H35L36 20V24H35V26H34V28L35 27H37L38 25H40V23H41V30H40V33L39 32H36V30L35 31H31V29L29 30V26H31L30 24H31V22L30 23H28V24H25V25H23V20L24 21H30ZM121 19V20H120ZM170 19V20H169ZM172 19V20H171ZM181 19V20H180ZM184 19V18H183ZM203 19V20H202ZM261 19H263V21L261 20ZM46 23H44L45 25H46V27L43 25V21ZM147 20V21H146ZM148 20H149V23H147L148 22ZM157 20V21H156ZM162 20V21H161ZM165 20V21H164ZM167 20V21H166ZM169 20V21H168ZM178 20H180V21H178ZM257 20V21H256ZM99 21V22H98ZM126 21V22H125ZM152 21H153V23H152ZM156 21V22H155ZM159 21V22H158ZM170 21H172V22H170ZM222 21V22H221ZM243 21V22H244ZM252 21H253V23H252ZM262 21V22H261ZM11 22V21H10ZM13 22H11V23H13ZM151 22V23H150ZM165 22V23H164ZM256 22V23H255ZM38 23V24H37ZM87 23L88 24H92L91 26L93 27V24L96 26V27H101V25H102V27H105L106 29H108L110 26L112 27H110L109 28V31L110 32H115L116 33V31L119 29V30H121L123 33H125V32H127V30L128 31H131L130 33V35H132V37L129 35V32H127V34L128 35H126V33L124 34V40H119L120 42H114V43H112L111 41H109L110 43H108V40L106 41V39L104 40H101V39H93V40H91L90 39V41L89 40H87V42L86 41H83V40H85L83 37H84V34L83 33H81L82 31H84L83 29L86 27V28H89L88 26L89 25H87ZM155 23V24H154ZM175 23V24H174ZM215 23V24H214ZM227 23H230L229 25H232V26H229V25H227ZM22 24V25H21ZM71 24V23H70ZM77 26H76V25ZM87 25V26H85V27H83L84 25ZM101 24V25H100ZM106 24V25H105ZM142 24H144L143 26L145 27L144 29H143V27L141 26ZM147 24H149V25H147ZM162 24H164V25H162ZM167 24H169V25H171L170 27L169 26H167ZM174 24V26L175 27H173L172 25ZM176 24H177V26L180 24V26L182 27H180V26H178V27H176ZM203 24H205V26L203 25ZM208 24V25H207ZM219 24V25H218ZM226 24V25H225ZM11 25V24H10ZM28 25V26H27ZM44 27H43V26ZM110 25V26H109ZM140 25V26H139ZM161 25V26H160ZM214 25V26H213ZM90 26V27H91ZM94 26V27H95ZM148 26V27H147ZM153 26H155V27H153ZM203 26H204V28H203ZM72 27V28H71ZM76 27V28H75ZM83 27V28H82ZM151 27V28H150ZM163 27H164V29H163ZM165 27H167V29L168 28H171V29H166ZM227 27V28H226ZM262 27L260 26V28H261V30H263L262 29ZM28 28V29H27ZM32 28V27H31ZM45 30H49V29H51L50 30V32L48 31V32H43V33H45V36L41 33L42 31H44V29ZM81 29L80 31H79V29ZM85 28V29H86ZM127 29V30H125V29ZM155 28H157V29H155ZM174 28V29H173ZM175 28L176 29H178V30H175ZM180 28V29H179ZM209 28H211V29H209ZM216 28V29H215ZM219 28V29H218ZM43 29V30H42ZM78 29V30H77ZM114 29L116 30V31H114ZM143 29V30H142ZM147 29V30H146ZM173 29V30H172ZM220 31V33H219V35H218V30ZM232 29V28H231ZM119 30H118V32L117 33H121V31L119 32ZM133 30V31H132ZM173 31L171 34H169L171 31ZM175 30V31H174ZM206 30H209V31H206ZM136 31V33L134 34L133 32H135ZM178 31V32H177ZM231 31V32H230ZM77 32H80L79 34V36H75V34L77 33ZM141 32H143L142 34H140V36L141 37H143L142 39H140L139 38V33H141ZM152 32V33H151ZM174 32H175V34H174ZM263 32H264V30H263ZM48 33V34H47ZM146 33H147V35H146ZM166 33H168V34H166ZM182 33V34H181ZM224 33L226 34V35H224ZM230 33V36L232 35V37H229V38H227V36H229V35H227V34H229ZM41 34V35H40ZM148 34H153L152 36L150 35H148ZM157 34H159V35H157ZM172 34H174V35H177L178 37H176L175 39H171V40H168V39H166V38H168L167 37V35H172ZM187 35V36H185L186 37V39L184 40V36L183 35ZM220 34H221V36H223L224 37V39L220 36ZM223 34V35H222ZM43 35V36H42ZM62 35H64V36H62ZM74 35V36H73ZM83 35V36H82ZM136 35L138 36V37H136ZM143 35V36H142ZM162 35V36H161ZM217 35L219 36V37H217ZM244 35V36H243ZM60 36V37H59ZM81 36H82V38H81ZM125 36H127L126 38H125ZM146 36V37H145ZM148 36V37H147ZM181 36V37H180ZM77 37V38H76ZM136 37V38H135ZM146 39H145V38ZM217 37V38H216ZM226 37V38H225ZM243 37V38H242ZM129 38V39H128ZM138 38V39H137ZM181 38V39H180ZM192 37L190 36L189 37V39H191ZM194 38V37H193ZM192 38V39H193ZM231 38H233V39H231ZM246 38H248V39H246ZM252 38V39H251ZM86 39H89V38H86ZM127 39H128V41H127ZM144 39V40H143ZM152 39V40H151ZM164 39V40H163ZM229 41H231V44L232 45H230V41L228 42L227 40ZM66 42H65V41ZM67 40H68V42L69 43H67ZM95 40H97V41H95ZM143 40V41H142ZM166 40H168V41H166ZM176 40H177V42H178V44H176V46H175V44L174 43H177L176 42ZM194 40V39H193ZM192 40V41H193ZM225 40H226V42H225ZM252 40V41H251ZM135 41V42H134ZM174 43H173V42ZM180 41H181V43H180ZM195 41V40H194ZM204 41V40H203ZM208 41V42H207ZM220 41V42H219ZM235 41V42H234ZM37 42H38V44H37ZM57 42V43H56ZM94 42V43H93ZM98 42H100L99 44H98ZM123 42H126L125 43V45H123ZM131 42V43H130ZM163 42V43H164ZM170 42H172V43H170ZM202 42V41H201ZM222 42V43H221ZM97 43V44H96ZM120 43H122L121 45H120ZM136 45H134V44ZM138 43V44H137ZM144 43H146V44H144ZM203 43V42H202ZM239 43H235L236 45H235V47L231 50V52H234V51H236V49L237 48H239L240 47V44ZM253 43V44H252ZM256 43H259V44H257V45H255ZM109 44H112V45H109ZM114 44V45H113ZM128 44V45H127ZM129 44H130V47H129ZM164 44H166V43H164ZM170 44V45H169ZM173 44V45H172ZM217 44V45H216ZM15 44H12V45H10V47H8V50L5 48V49H1V51H0V56H2L3 58H8V60L10 61V62H19V63H23V59H21L22 57V55H21V53L20 54H18L17 55V49H13V50H11L12 49V47L14 46ZM107 45V46H106ZM138 45V46H137ZM140 45H141V47H140ZM147 45V46H146ZM148 45H150V46H148ZM237 45L239 46V47H237ZM252 45H253V47H252ZM86 46V47H85ZM115 46H118L117 48L115 47ZM123 46V47H122ZM128 46V47H127ZM135 46V47H134ZM197 46H200V45H195V47H197ZM204 46V45H203ZM201 47L200 46V50H201V48L203 49L204 47ZM232 46V47H231ZM79 48V49H81L80 50V52H78L77 54H73L74 52H73V49H75V48ZM139 47V48H138ZM149 47V48H148ZM228 47V46H227ZM86 48V51L84 50ZM146 48H148V49H146ZM236 48V49H235ZM138 49V50H137ZM152 49V50H151ZM67 50V51H66ZM140 50V51H139ZM146 50V51H145ZM195 50H197L198 51V54L200 55V52L202 53V51L203 50H201L200 52H199V47L198 48H196ZM204 50H205V48H204ZM84 51V52H83ZM144 51V52H143ZM160 51H162V49L160 50ZM221 51V50H220ZM90 52V53H89ZM92 52V53H91ZM94 52V53H93ZM140 52H142V53H140ZM204 52V51H203ZM69 53V54H68ZM82 53V54H81ZM84 53V54H83ZM150 53V54H153V55H148V54ZM264 53V52H263ZM92 54V55H91ZM138 54H140V56L138 55ZM203 54V53H202ZM202 54H201V56H202ZM92 56V57H94V58H91V59H94L95 61H97V62H95L96 64L94 65H92L90 62H87L86 61V64H82V67H83V69H82V67H81V61H80V58H82V57H86V56ZM134 55V56H133ZM137 55V56H136ZM142 55V56H141ZM146 55H147V57L149 58H145L146 57ZM173 55V54H172ZM176 55V54H175ZM97 58H96V57ZM138 56H139V58H138ZM150 56V57H149ZM152 56V57H151ZM204 56V55H203ZM142 57V58H141ZM190 57V56H189ZM68 58V59H67ZM137 58V60H135V59ZM177 58V57H176ZM146 59V60H145ZM191 59V60H190ZM65 60V59H64ZM233 60H234V62H233ZM262 60V61H261ZM69 61V62H68ZM139 61H143V63L142 62H140L139 63ZM258 62L259 61H261V62H264V60L263 59H258L257 60ZM77 62H80L79 64L77 63ZM149 64H148V63ZM227 64H226V63ZM236 62V63H235ZM247 62V63H246ZM85 63V62H84ZM88 63V64H87ZM89 63L91 64V65H89ZM145 63H147V64H145ZM177 65H176V64ZM191 63V64H190ZM194 63V64H193ZM234 63V64H233ZM246 63V64H245ZM68 64H69V66H68ZM156 64V65H155ZM231 64V65H230ZM161 65L162 67H165V69L164 68H162L161 69V66L159 67V66ZM166 65V66H165ZM169 65H170V67L171 68H169ZM239 65H241V66H239ZM229 66L230 68H231V70H232V74H233V71H235V73L236 72H238V73H236V74H238L237 76L238 77H236V78H238V79H236V82H235V80H234V82L235 83H237V81L239 80L240 81V83L242 82L243 84H244V87L245 88H243L242 86V83L241 84H239L238 86H240L241 85V90L239 89L238 91H237V95H233V97H232V101L230 102V103H233V98L235 99H241V103H242V110L239 108V106L238 107H234L233 108V106H232V104H225V106L227 107L228 105H229V107H228V109L227 110H229V111H227V112H234L235 114L236 113H238V111L239 112H241L240 114L238 113V115H242V116H235V114L233 113V114H231V112L229 113V116L227 115V114H225L226 113V111H225V113H224V111H222V110H225V109H221V108H224V107H221L222 105L224 106V104L223 103H226L227 102V100L226 99H228V96L227 95H229L230 96V88H232L231 87V85H229L230 86V88H229V86H228V88H225V90H223V92L225 91L226 92V94L227 95H225V93H223V92H221V90L220 91H218L219 89H220V87H221V85L223 84L222 83V80H223V82H224V80H225V77H226V75L228 74V72L230 73V68H227V67ZM245 66V67H246ZM81 67V68H80ZM96 67V68H95ZM167 67V68H166ZM178 67L180 68V69H178ZM182 67V68H181ZM185 67V68H184ZM196 67V68H195ZM216 69H215V68ZM227 69H226V68ZM238 69H237V68ZM243 67V66H242ZM24 68H27L26 67V65L22 68L21 67V69H20V72H26L25 74H27V76H29L28 78L30 79V80H32V81H30L33 85L35 84V79L33 78L32 79V76H33V74L31 73L30 74V71H29V69L27 68V70H25ZM90 68H91V71H90ZM160 68V69H159ZM169 68V69H168ZM177 68V69H176ZM201 68V69H200ZM212 68V67H211ZM23 69V70H22ZM81 69H82V71H81ZM166 69H168V70H166ZM199 69V70H198ZM215 69V70H214ZM220 69H222V70H220ZM78 70V71H77ZM229 70V71H228ZM87 71H90V75L89 74H86V72ZM148 71V72H147ZM167 73H166V72ZM176 71H178V72H176ZM228 71V72H227ZM29 72V73H28ZM183 72H184V74H185V76H184V74H183ZM206 72V73H205ZM85 73V74H84ZM175 73H177V74H175ZM182 73V74H181ZM223 73V75H221ZM234 73V74H235ZM243 73V72H242ZM254 73V74H253ZM252 74L253 75H251V73H249V75H251V76H254L255 75V77H260V76H256V74H255V72H253ZM47 73H45L44 74V76L46 75ZM181 74V75H180ZM231 74V75H232ZM233 74V75H234ZM236 74L234 75V76H236ZM88 75V76H87ZM105 75H106V77H105ZM176 75V76H175ZM183 75V76H182ZM258 75V74H257ZM86 76V77H85ZM96 76H101V79H107L108 78V81H106V83H104L103 82V84H100V83H96V84H93L94 83V81L93 80H95L94 78L96 77ZM111 76V77H110ZM142 76V77H141ZM223 78H222V77ZM85 77V78H84ZM91 77V78H90ZM93 77V78H92ZM149 78V79H151L152 80V85H154V86H156L157 84H159V83H164V84H170V85H176V86H183L184 88H189V87H193V88H195V86H197L198 84H201V83H198L199 81H204L205 83H202L201 85H200V87L198 88V89H196V90H194V91H192V89H187V90H184L183 92L181 91V92H168V93H164V94H149V95H146V97H145V95H143V94H140V93H133L132 94V98H133V100H132V98L130 99V101L128 100V101H125V102H122L119 106H117V105H114V103L112 102L113 100H112V97H111V91H113V88L115 89L116 87L118 88V86L120 87V86H124V84H128V85H130L131 84V86H136L137 85V83L139 84L142 80V78ZM178 77V78H177ZM179 77H181V78H179ZM192 77V78H191ZM194 77V78H193ZM195 77H196V79H195ZM220 77V78H219ZM141 78V79H140ZM185 78V79H184ZM200 78H201V80H200ZM246 78H247V80H246ZM49 77L47 78V84H46V82H45V85H51L52 83H51V81H50V84H49ZM51 79V78H50ZM113 79V80H112ZM203 79V80H202ZM205 79V80H204ZM52 80V79H51ZM110 80V81H109ZM117 80V81H116ZM121 80H122V82H121ZM161 80H162V82H161ZM198 80V81H197ZM40 81V80H39ZM125 81V82H124ZM196 81H197V84H196ZM220 81V82H219ZM238 81V82H239ZM88 82V83H87ZM92 82V83H91ZM108 82V83H107ZM40 83H42V80L40 81ZM87 83V84H86ZM221 83V84H220ZM254 83V82H253ZM91 84V85H90ZM93 84V85H92ZM98 84H99V86H98ZM219 84H220V87H219ZM187 85V86H186ZM63 87V86H62ZM92 87V88H91ZM219 87V89H217ZM13 88H15V87H13ZM218 92H220L219 94H220V96L222 97V95H223V97H222V99L219 97V94L217 93V91ZM242 89H243V91H242ZM39 90V91H38ZM48 87H41L40 88V86H37V91L36 92H38V93H34L33 92V94L32 95H30L29 96V98H28V100H29V102H30V104H28V107H27V113H28V115H30L29 113L31 112L30 111V109H31V104H33V106H38V108H39V110H40V112H42V113H45V112H47V110H44L45 109V104H46V106L48 105V97H50L51 96V94H48ZM228 92H227V91ZM246 90V91H245ZM22 91V93L24 92V90H21ZM21 91H14L15 93V95L16 96H18V97H20L21 95L20 94H22L21 93ZM83 93H82V92ZM186 91V92H185ZM191 91V92H190ZM216 91V92H215ZM245 91V92H244ZM62 92V93H63ZM66 92V93H65ZM243 92V95L242 94H239V93H242ZM223 93V94H222ZM37 96H36V95ZM69 94V95H68ZM78 94H80V95H78ZM213 94H215L217 97H216V100L214 99L215 98V96H212ZM222 94V95H221ZM251 93L249 92L248 93V95H247V97L248 96H251L250 95ZM253 94V93H252ZM14 95V96H15ZM63 94H61L60 96H62ZM71 95V96H70ZM136 95V96H135ZM208 95H209V97H208ZM211 95V96H210ZM254 95V94H253ZM15 96V97H16ZM64 96H62L61 97V99H63V97ZM74 96V97H73ZM83 96H84V98H83ZM88 96V97H87ZM227 98H226V97ZM236 96H240V97H236ZM242 96V97H241ZM244 96V97H243ZM33 97V98H32ZM37 97H39V99L38 100H35V98H37ZM207 97V98H206ZM218 97H219V100H218ZM30 98H32V99H30ZM69 98V99H68ZM70 98H74L73 99V101H72V99H70ZM83 98V100H81ZM87 98V99H86ZM139 98V99H138ZM141 98V99H140ZM146 98V99H145ZM211 98V99H210ZM243 98V99H242ZM251 98V99H252ZM260 97H258V99H259ZM61 99H59V100H61ZM65 99V98H64ZM89 99V100H88ZM210 99V100H209ZM220 99H221V102H220ZM59 100H57V102H58V106L55 108L56 110H54L55 112H57V113H55V114H58L60 111H61V113H59L60 115H57L54 119H52V117L51 118H49V115L47 116V118H46V120H48V122H50L51 124H55L53 127H57V125H59L60 123H62L67 117V111H66V113H62V111H64V109H66L64 106H65V103L63 102V100L62 101H60L59 102ZM95 100V101H94ZM143 100V101H142ZM203 100V101H202ZM213 100V101H212ZM215 100V101H214ZM255 100V101H254ZM35 101V102H34ZM212 101V102H211ZM62 102V103H61ZM96 102V103H95ZM205 104H204V103ZM210 102V103H209ZM249 102H251V103H249ZM26 103H27V101H26ZM74 103V104H73ZM77 103V104H76ZM86 103V104H85ZM92 103V104H91ZM200 103L202 104V105H200ZM217 103V104H216ZM234 103H235V101H234ZM240 103V104H241ZM245 103H248V105L247 104H245ZM73 106H72V105ZM85 104V105H84ZM91 104V105H90ZM209 104V105H208ZM211 104H213L214 106L212 107L211 106ZM220 104V105H219ZM254 106V108H253V106ZM64 105V106H63ZM75 105H76V107H75ZM89 105V106H88ZM244 105H245V107H244ZM247 105V106H246ZM250 105H251V108H250ZM60 106V107H59ZM61 106H62V108H64V109H62L61 108ZM77 106H79L80 107V110H78V111H76L77 109H79V107H77ZM209 106H211V108H210V110H209ZM217 106H218V108H217ZM240 106V107H241ZM67 107V106H66ZM214 107L216 108V110H214ZM247 107V108H246ZM30 108V109H29ZM139 109V110H137L136 111V109ZM206 108H208V109H206ZM243 108H246V110L248 111V112H244L243 111ZM250 108V109H249ZM42 109H43V111H42ZM58 109V110H57ZM59 109H60V111H59ZM214 111H213V110ZM218 109V110H217ZM241 111H240V110ZM254 109V111H252V110ZM212 110V111H211ZM221 110V111H220ZM233 110H235V111H233ZM245 110V109H244ZM249 110H250V112H249ZM259 110V108L257 109V111ZM208 111V112H207ZM243 111V112H242ZM65 112V111H64ZM223 114H222V113ZM75 113V114H74ZM219 113H221L220 114V116H219ZM63 114V115H62ZM66 114V115H65ZM85 114V115H86ZM216 114H218V116H216ZM231 114V115H230ZM62 115V116H61ZM91 115V116H90ZM223 115V116H222ZM226 115V116H225ZM251 115V116H252ZM61 116V117H60ZM100 117V119H99V117ZM243 116V117H244ZM103 117V118H102ZM108 117H109V119H108ZM222 117H224V118H222ZM233 117V118H234ZM61 118V119H60ZM62 118H63V120H62ZM102 118V119H101ZM115 118V119H114ZM226 118H228L227 120H226ZM252 118V117H251ZM264 118V117H263ZM49 119H50V121H49ZM52 119V120H51ZM224 119V120H223ZM119 120V121H118ZM52 121V122H51ZM221 121V122H220ZM218 122V123H217ZM66 123H67V120L66 121H64L62 124H65L66 125ZM226 123H227V125H226ZM223 124V125H222ZM224 126H225V128H224ZM216 128H217V130H216ZM224 128V129H223ZM220 129H222L221 130V132H220ZM227 129V131H226V133H225V131L224 130H226ZM118 130V131H117ZM223 131V132H222ZM234 131V132H233ZM121 132V133H120ZM220 132V133H219ZM238 132V133H237ZM241 132V133H240ZM224 133V134H223ZM236 133V134H235ZM125 134V135H124ZM128 134V135H127ZM233 134V135H232ZM227 135H228V137H227ZM233 136V137H232ZM240 138H239V137ZM242 136V135H241ZM238 137V138H237ZM136 138V139H135ZM262 138V137H261ZM134 139V140H133ZM137 139H138V141H137ZM232 139H236V140H233V142H232ZM263 139H264V137H263ZM129 140V139H128ZM136 140V141H135ZM160 140H161V142H160ZM229 140V141H228ZM158 141H159V144H158ZM238 141V142H237ZM261 141V142H260ZM263 141V142H262ZM163 142V143H162ZM234 142H235V144H234ZM243 142V143H242ZM142 143V144H141ZM258 143L260 144L261 143V146L259 147V146H257L258 145ZM263 143V144H262ZM77 143L75 142V145H76ZM134 144H135V146H134ZM137 144V145H136ZM157 144L159 145V146H157ZM164 145V147H162V145ZM241 146H240V145ZM243 144V145H242ZM244 144H247V145H244ZM254 144V145H253ZM91 145H93V146H96V147H98V141H93L92 143H91ZM139 145H141L140 147H139ZM143 145V146H142ZM167 146V147H166ZM96 147H94V148H91V147H89L85 152H88V151H95L96 150ZM143 147H145V149L146 150H144V148ZM256 147H259V148H256ZM136 148H138V149H136ZM139 148H141V149H139ZM166 148V149H165ZM215 148H217V150L215 149ZM253 148V149H252ZM255 148V149H254ZM262 148V149H261ZM149 151H148V150ZM219 149V150H218ZM242 149V150H241ZM245 149V150H244ZM248 149V150H247ZM251 149V150H250ZM256 149H258V150H256ZM130 150V149H129ZM142 152H141V151ZM169 150V151H168ZM247 150V151H246ZM250 150V151H249ZM254 150H256L257 151V153L258 154H255L256 152L254 151ZM259 150L261 151V152H259ZM144 151V152H143ZM218 151V152H217ZM263 151V152H262ZM100 151L99 150H97V153H99ZM137 152V153H136ZM150 152V153H149ZM174 152V153H173ZM181 154H180V153ZM223 153V154H218V153ZM225 152V153H224ZM248 152V153H247ZM252 152H254V153H252ZM259 153H262V154H259ZM70 154V156L71 155H73V154H76V152L74 153H72V152H70L69 153ZM137 154V155H136ZM142 154H144V155H142ZM166 155V156H164V155ZM170 154H172V155H170ZM173 154H174V156H173ZM176 154V155H175ZM139 155H141L140 157H139ZM178 155V156H177ZM219 155H221V156H219ZM258 155V156H257ZM145 156V157H144ZM152 158H151V157ZM176 156V157H175ZM261 156V157H260ZM263 156V157H262ZM132 157V156H131ZM128 158L127 159V161L129 162V161H132L133 160V157L132 158ZM102 158V157H101ZM150 158V159H149ZM156 158V159H155ZM257 158V159H256ZM103 159V158H102ZM105 160L107 159V161L109 160V158H104ZM130 159H132V160H130ZM254 159V160H253ZM135 160V159H134ZM145 160V161H146ZM176 160V159H175ZM182 160V161H181ZM118 161H120V162H115V165H117L116 167L118 168V170H123V171H125L126 170V168H119L120 167V164H122L123 162H124V160L122 159V157L118 160ZM151 161V162H150ZM235 162V163H234ZM97 163L98 164H100L99 166L101 167V165L103 166H105V164H103V162H101V163H99V160L97 161ZM118 163H119V166H118ZM157 163V164H156ZM192 163V162H191ZM206 163V162H205ZM134 166H135V164H134ZM144 167V168H143ZM145 167H146V169H145ZM174 168V169H173ZM177 169V170H176ZM217 169V171H215ZM222 169V170H221ZM226 169V170H225ZM99 170H100V168H99ZM127 170H129V168H127ZM151 170V171H150ZM176 171V173H175V171ZM214 170V171H213ZM144 171H145V173H144ZM146 171H149V172H146ZM221 171V172H220ZM226 171L227 172H229L230 174H233L232 176L229 174V173H227L226 174ZM163 172H165V173H163ZM177 172H180V174L179 173H177ZM210 172V173H209ZM217 173V174H214V173ZM220 172V175H218V173ZM148 175H147V174ZM208 173V174H207ZM163 174V175H162ZM179 175L181 176L180 178H177V177H179ZM205 175V176H204ZM218 175V176H217ZM225 176V177H223L222 178V176ZM228 175V176H227ZM116 176H118V175H116ZM165 176V177H164ZM202 176V177H201ZM214 177V178H209V177ZM230 176V177H229ZM243 176V179L246 181H242V178L241 177ZM253 176H255L253 179L251 178V177H253ZM167 177V178H166ZM173 177V178H172ZM177 179H176V178ZM196 177H197V181H196ZM229 177V178H228ZM234 177V178H233ZM151 178V179H150ZM163 178H166L165 179V181H164V179ZM170 178V179H169ZM172 178V179H171ZM185 178H187L188 180H184ZM209 180V182H210V179H211V182L214 180V179H216V181L214 180L213 181V183H215V184H210L208 181H207V179ZM222 179V180H224L223 182H222V180H219V179ZM225 178V179H224ZM227 178V179H226ZM249 178H250V181H247L246 179H248L249 180ZM261 178V179H260ZM162 179V180H161ZM175 179V180H174ZM180 179V180H179ZM182 179V180H181ZM199 179V180H198ZM201 179L203 180V181H201ZM233 179H234V181H233ZM255 179V180H254ZM149 180H151V181H149ZM157 180H159L158 182H156ZM184 180V181H183ZM218 180V181H217ZM260 180V181H259ZM128 181H129V183H128ZM163 181H164V184L168 181L169 183V185H164V184H162L163 183ZM177 181H179V183H180V187L178 186L179 184H178V182ZM187 181V182H186ZM199 181H201L200 183H199ZM207 181V182H206ZM223 183H221V182ZM232 181V183H230ZM131 182H132V188H130V184H131ZM160 182H162V183H160ZM177 182V183H176ZM194 182V184L196 185H194V184H192ZM216 182H219V183H216ZM230 183V185H228L229 187H227V185H226V183ZM234 182H237V183H239L238 185H236V183H234ZM252 182V183H251ZM121 183V181L118 183V184H120ZM147 183H145L146 185H149V183L147 184ZM197 183V184H196ZM221 183V184H220ZM225 183V184H224ZM228 183V184H229ZM259 183H260V185H259ZM134 184H136V186L138 185V188H135L136 186L134 185ZM162 184V185H161ZM167 184V183H166ZM178 184V185H177ZM218 184V185H217ZM247 184V185H246ZM248 184H250V185H248ZM262 184V185H261ZM197 185H198V187H197ZM203 185V186H202ZM211 187H210V186ZM217 185L218 186V188H217V186L215 187V186ZM220 185V186H219ZM223 185V186H222ZM254 185V186H253ZM257 185V186H256ZM259 185V186H258ZM134 186V187H133ZM201 186V187H200ZM225 187L226 188V190H224L222 187ZM231 186H233L232 188H233V190L231 191L230 190V188H231ZM240 186H242V188L240 187ZM243 186H245V187H243ZM257 188H256V187ZM130 188L131 189V191H130V189H129V191H126V190H128L127 188ZM175 187V188H174ZM221 187V188H220ZM248 187H250V188H248ZM262 187V188H261ZM141 188V189H140ZM173 188H174V190H173ZM177 188H178V190H177ZM227 188H228V193H226V195H225V191L227 192ZM231 188V189H232ZM237 188V189H236ZM168 189V190H167ZM141 190H143V191H141ZM171 190H173L172 192H176L177 191V195H178V198H179V200H178V198L177 199H175L176 197H174L175 195V193H172V192H170ZM126 191V192H125ZM179 191V192H178ZM220 191V192H219ZM152 192V193H151ZM122 193V192H121ZM170 193V194H169ZM233 195H232V194ZM234 193H235V195H234ZM148 194H152V195H150V197H149V195ZM172 194L174 195V196H172ZM180 194V195H179ZM220 194V195H219ZM223 196H222V195ZM229 194V195H228ZM231 194V195H230ZM243 194V195H242ZM226 196V198L227 197H230V196H232L233 198H229V199H231V200H229L230 201V203L229 204H227V203H225L224 201H222L221 199H219L220 198V196H222V197H224L225 198V196ZM180 196V197H179ZM145 197V198H146ZM153 199H152V198ZM244 198V199H242V198ZM163 198H165V199H163ZM240 200H239V199ZM163 199V200H162ZM262 199V200H261ZM220 200V201H219ZM236 200V201H235ZM238 200V201H237ZM245 200H246V202L248 203V206L250 207V205L251 206H253V207H248L246 204L247 203H245ZM249 200V201H248ZM254 200H255V202H254ZM155 201V202H154ZM161 201H164V202H162L161 203ZM176 201V202H175ZM179 201V202H178ZM223 203H225L226 204V207H224L225 206V204H223ZM233 201L236 203V204H234L233 203ZM242 201H243V203H242ZM252 201H253V203H254V205H253V203H252ZM221 204H220V203ZM231 202H232V204H231ZM237 202H238V204H237ZM257 202V203H256ZM7 203V202H6ZM217 203H219L218 205H217ZM241 203V204H240ZM245 203V204H244ZM261 204V206L262 207H260V209H258V210H256V208L257 207H255V204H256V206L258 205V204ZM241 206H240V205ZM243 204V205H242ZM231 205V206H230ZM236 205V206H235ZM245 205V206H244ZM156 206V207H155ZM160 206V207H159ZM230 206V207H229ZM236 207L235 209H233V207ZM238 206V207H237ZM239 206L241 207L240 208V210L241 209H243V211L241 210V212H240V210L239 211H237L238 209H239ZM259 206V205H258ZM185 207H187L186 208V210H184V208ZM227 207H229V208H227ZM231 207H232V209H231ZM243 207H245V209L243 208ZM246 207L249 209V210H252V208H253V213L255 212V215H256V217H258L256 220L254 219L255 218V216L253 215V213H251L252 211H249L248 212V209H246ZM238 208V209H237ZM255 208V209H254ZM230 209L232 210V211H230ZM131 210H133V208H131ZM164 210H165V212H164ZM230 211L229 213L227 212V211ZM236 210V211H235ZM254 210H256V211H254ZM261 210V211H260ZM223 211H225L224 213H223ZM234 211V212H233ZM259 211L261 212V214L263 215H260V213H259ZM262 211H263V213H262ZM137 213H141V212H139V210L138 211H136ZM189 212V213H188ZM237 212V213H236ZM243 212V213H242ZM244 212H246L247 214H250V215H252L251 217H250V215L248 216L247 214H245ZM259 214H257V213ZM163 213H165V218H164V216H161ZM238 213H239V215H238ZM160 216H159V215ZM219 214V215H218ZM245 215V217H244V215L243 216H241V215ZM191 215L192 216V218L190 217V218H188L189 216ZM237 215H238V217H237ZM258 215V216H257ZM184 216V217H183ZM241 216V217H240ZM249 217L248 219H244L245 221H247V222H245L244 220H243V218H246V217ZM260 216H261V219H259L260 218ZM170 219H169V218ZM175 217H178V220L179 221H181L180 223L178 222V220H177V218H176V220L175 219H173L172 220V222H171V218H175ZM180 217H182V218H186L185 220L187 221H185L184 219H182V218H180ZM169 219L168 221H170L171 223H167L166 221H167V219ZM180 218V219H179ZM251 218V219H250ZM164 219V220H163ZM166 219V220H165ZM192 219V220H193ZM196 219V220H195ZM249 219L251 220V222H253V221H255V224H254V226L252 225V224H250L251 222H249ZM254 219V220H253ZM161 220H163L164 222H163V224H162V222H161ZM226 220H228V221H226ZM242 220H243V222H244V224H243V222H242ZM253 220V221H252ZM259 220H262L261 222L259 221ZM196 221H198V222H196ZM158 222V223H157ZM182 222L184 223V224H182ZM221 222V223H220ZM225 222V223H224ZM228 222V223H227ZM232 222H235V223H237L238 224V222H239V224H238V227H234L236 230H238V228L240 227V229H245L246 231H243V232H241L243 235H244V233L245 232H247V233H245V237H246V239L248 240V242L246 243L243 239H245V237H243L242 238V235H241V233H240V235L241 236H238V238L236 237V239H234L233 238V236L235 237V234H236V230L233 232L232 230H234V228H231V229H228V230H230V231H227V230H224L225 229V227H227V226H231V225H234L235 223H233L232 224ZM249 222V223H248ZM257 222H259V223H257ZM167 223V224H166ZM175 223H178L177 225H173V224H175ZM202 223V224H201ZM227 223V224H226ZM240 223L242 224V225H244V227L241 225L240 226ZM245 223H247V224H245ZM160 224V227L158 226ZM180 224L182 225L181 227H186L185 229H183V228H181L180 227ZM200 224V225H199ZM223 224H224V226H223ZM248 224H250V225H248ZM258 224V225H257ZM156 225V226H155ZM163 225V226H162ZM179 225V226H178ZM211 225V226H210ZM212 225H213V227H212ZM218 225H219V227H218ZM245 225H247V229H246V227H245ZM175 226H177L178 228H180V230L177 228V227H175ZM250 226V227H249ZM252 226V227H251ZM165 227V226H164ZM172 227V228H171ZM175 228V230H176V232L177 231H179V232H181V230H183V233H178L180 236H183L184 235V232H186L185 233V235H187L188 237H190V236H193V237H190L191 239V243H195V244H191L190 242H189V238H186L185 236H184V239L186 238V240H184L183 242L185 243H183L182 242V244H180L179 245V243H178V237H176L177 235H175V230H174V228ZM211 227V228H210ZM216 227H218V228H221V230L222 231H220L219 229H217ZM260 227V226H259ZM177 228V229H176ZM204 228L206 229V230H204ZM213 228V229H212ZM215 228H216V231H218V232H220L219 234H218V232L217 233H213L214 231H215ZM224 228V229H223ZM171 229V230H170ZM207 229H209V231L207 230ZM173 230V231H172ZM212 230V231H211ZM214 230V231H213ZM171 231H172V233H171ZM202 231H204L205 232V235H203L204 234V232H202ZM206 231H208L207 233H206ZM215 231V232H216ZM226 231V232H225ZM154 232V231H153ZM170 232V233H169ZM212 232V233H211ZM222 232V233H221ZM228 232V233H227ZM233 233L232 235L230 234V233ZM190 234V236H189V234ZM210 233L212 234V236H209V237H207L208 235H210ZM167 234V235H166ZM168 234H170L172 237H171V239H168L167 241V245H166V243H164L165 242V239H166V237L167 236H169ZM208 234V235H207ZM230 234V235H229ZM238 234V233H237ZM236 234V235H237ZM175 235V238H173V236ZM230 237H229V236ZM239 235V234H238ZM203 236H205V237H203ZM216 235H215V237L218 239V237H217ZM161 237H162V235H161ZM203 237V238H202ZM207 237V238H206ZM214 237V238H215ZM241 237V238H240ZM177 238V239H176ZM172 239H173V241H172ZM175 239V240H174ZM188 239V240H187ZM193 239V240H192ZM197 239H199V241L201 242V243H203V244H201L200 242H198V240ZM222 239V238H221ZM221 239H220V241H221ZM239 239V240H238ZM170 240V241H169ZM219 240V239H218ZM243 240V241H242ZM185 241H187V242H185ZM221 241V244H224L223 242ZM241 241V242H240ZM172 242H174L173 243V245L171 244ZM243 242V243H242ZM245 242V243H244ZM252 242V241H251ZM177 243V244H176ZM190 245H189V244ZM198 243H200L201 245L199 246V244ZM237 243V245H239V246H237V245H235ZM241 243L243 244V246H242V248H241ZM253 243V242H252ZM255 243V242H254ZM164 244V245H163ZM168 244H170V245H168ZM175 244L177 245V246H175ZM197 244V246H198V248H196V245ZM247 244H249L248 246L250 247H247ZM160 245V244H159ZM160 245V246H161ZM188 246V247H186V246ZM191 245H193L194 246V249L192 248L193 246H191ZM172 246H175V247H172ZM180 247V249H178L177 247ZM182 246V247H181ZM183 246H184V248H183ZM234 246V247H233ZM254 246H255V244H254ZM256 246H257V248L258 247H260V246H258L257 244H256ZM230 249H229V248ZM238 247H239V249H241V252L244 254H241V252H239V249H238ZM162 248V247H161ZM161 248H159L158 249V251H160L161 250ZM164 248V247H163ZM162 248V249H163ZM170 248V249H169ZM175 248V249H174ZM187 248V249H186ZM195 248H196V250H195ZM207 248V247H206ZM243 248H245L244 250H243ZM253 248H255L256 250H257V248L256 247H253ZM261 248V247H260ZM260 248H258V250H260ZM174 249V250H173ZM182 249V250H181ZM192 249V250H191ZM203 249H202V251H203ZM8 250V249H7ZM7 250L5 251L6 253H5V255L7 254V256L9 255V257H6V256H2V258L4 259V260H9V262L11 263H13L14 264V262L13 261H16L15 259H13V260H11L10 261V252H8L7 253ZM64 250H68L67 248H64ZM198 250V251H197ZM256 250H251V251H254V254H256L255 253V251ZM256 251L257 253H259V251ZM9 251V250H8ZM170 251H172V253H170ZM187 251V252H186ZM235 251H237V252H235ZM244 251V252H243ZM197 252V253H196ZM263 253H264V250L262 251ZM174 253H175V255L177 256V258L175 257V255H174ZM186 253V255H184ZM235 253V254H234ZM252 253L253 252H250L249 254L250 255H252ZM263 253H261V250H260V254H263ZM0 254L2 255L3 253H2V251L0 250ZM174 255V256H173ZM181 255L182 256H184V258L182 259L181 258ZM208 255V254H207ZM249 255V256H250ZM173 256V257H172ZM196 255H194V257H195ZM201 256H203V257H199L200 259L202 258V260H201V262H199L200 260H199V258H196L197 260V262H198V264H205V262H206V264H217L218 262V264H220V261L217 259V257H214L213 256V252L212 253H210L209 254V256L210 257H208L206 260H205V256L203 255V254H201ZM185 258L186 260H184V263H183V261L181 262L182 264H196L194 261H195V258L193 259L192 257H189V258ZM212 257H213V259L214 258H216L218 261H216V259H214V261H212ZM245 257V256H244ZM244 257H243V259H244ZM6 258V259H5ZM9 258V259H8ZM11 258H13V257H11ZM178 258H180V259H178ZM211 259V260H209V262H208V259ZM242 258V257H241ZM247 258V257H246ZM175 259H177L179 262H176V260ZM194 260V261H192L191 262V260ZM248 259H250V257H248L247 259H244V260H241V261H243V263L245 264V263H247V264H249L250 262H252L251 260L249 261V262H246V260H248ZM205 260V262H203ZM240 261V262H241ZM245 261V262H244ZM194 262V263H193ZM222 262V261H221ZM235 262H236V259H235ZM238 262V261H237ZM171 263V264H172ZM180 263V264H181ZM222 263H226V262H224V260H223V262ZM221 263V264H222ZM242 262H241V264H243ZM253 263L255 264H264V262H260V261H253ZM3 264V263H2ZM6 264H9L8 262L6 263ZM236 264H238V263H236ZM240 264V263H239Z\"/></svg>", "mask_w": 264, "mask_h": 264}]
</instances>
